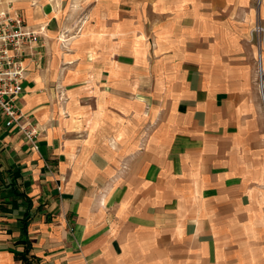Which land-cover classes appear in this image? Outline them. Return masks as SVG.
<instances>
[{
    "label": "crops",
    "instance_id": "0c3cea01",
    "mask_svg": "<svg viewBox=\"0 0 264 264\" xmlns=\"http://www.w3.org/2000/svg\"><path fill=\"white\" fill-rule=\"evenodd\" d=\"M248 3L13 0L39 148L0 111V264H264Z\"/></svg>",
    "mask_w": 264,
    "mask_h": 264
},
{
    "label": "built area",
    "instance_id": "2783aa9c",
    "mask_svg": "<svg viewBox=\"0 0 264 264\" xmlns=\"http://www.w3.org/2000/svg\"><path fill=\"white\" fill-rule=\"evenodd\" d=\"M254 31L261 35L264 28L258 23ZM39 36L40 32L32 29L13 8V0H0V111L6 126H17L35 150L39 148V129L16 103L23 92L22 82L27 71L25 59L32 54Z\"/></svg>",
    "mask_w": 264,
    "mask_h": 264
},
{
    "label": "rangeland",
    "instance_id": "374dc122",
    "mask_svg": "<svg viewBox=\"0 0 264 264\" xmlns=\"http://www.w3.org/2000/svg\"><path fill=\"white\" fill-rule=\"evenodd\" d=\"M240 10L236 8L235 10V24H239L242 22L243 16L251 15V25L249 28V41L252 45L253 52L243 57L250 63L254 65V75L257 82V92L258 97L262 105V109L264 111V96L262 99V95L260 91V74H259V67H260V59L259 54L261 55V65L263 68V75H264V33L258 35L254 31V27L256 24L260 23L264 28V0H250V3L246 4L245 11L242 6L239 5ZM237 7V4H236ZM263 94V93H262Z\"/></svg>",
    "mask_w": 264,
    "mask_h": 264
},
{
    "label": "trees",
    "instance_id": "16d2710c",
    "mask_svg": "<svg viewBox=\"0 0 264 264\" xmlns=\"http://www.w3.org/2000/svg\"><path fill=\"white\" fill-rule=\"evenodd\" d=\"M29 223L28 212L20 217V229L23 235H27V226ZM16 243H24V249L21 252H15L14 257L21 262V264H35L34 258L29 255L30 246L27 240L17 239Z\"/></svg>",
    "mask_w": 264,
    "mask_h": 264
},
{
    "label": "bare ground",
    "instance_id": "6f19581e",
    "mask_svg": "<svg viewBox=\"0 0 264 264\" xmlns=\"http://www.w3.org/2000/svg\"><path fill=\"white\" fill-rule=\"evenodd\" d=\"M260 59V67H259V74H260V87L261 89H264V75H263V68H262V63H261V55H259Z\"/></svg>",
    "mask_w": 264,
    "mask_h": 264
},
{
    "label": "water",
    "instance_id": "95a60500",
    "mask_svg": "<svg viewBox=\"0 0 264 264\" xmlns=\"http://www.w3.org/2000/svg\"><path fill=\"white\" fill-rule=\"evenodd\" d=\"M260 91H261V88H260ZM261 95H262V99H263V94H262V92H261ZM263 104H264V102H263Z\"/></svg>",
    "mask_w": 264,
    "mask_h": 264
}]
</instances>
